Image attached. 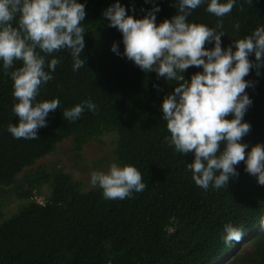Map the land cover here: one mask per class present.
<instances>
[{"label":"trees","instance_id":"obj_1","mask_svg":"<svg viewBox=\"0 0 264 264\" xmlns=\"http://www.w3.org/2000/svg\"><path fill=\"white\" fill-rule=\"evenodd\" d=\"M78 2L85 4L86 11L81 57H86V64L74 72L67 50L53 54L61 62L37 99H59L60 106L49 113L38 139H15L7 131L18 117L12 112L16 103L13 81L0 70V264H264V186L244 171L242 161L236 166L239 175L224 188L205 191L196 186L186 170L191 154L177 153L164 142L170 134L160 105L174 91L175 82L157 79L156 73H145L110 50L114 42L121 53L124 48L121 33L108 27L102 17L116 0ZM120 3L126 9L134 5L135 12H127L134 19L143 18L142 8L151 10L153 6L144 0ZM157 3L161 9L157 24L176 14L174 0ZM206 8L207 0L192 11L188 22L215 28L222 20V47L264 25V0H238L222 18ZM21 66V61H15L9 72ZM197 71L202 69L189 67L185 78ZM260 73L257 76L251 69L244 78L253 82L245 89L253 101L243 118L251 125L241 141L249 145L246 152L264 144V67ZM157 84L159 91L153 87ZM85 100L97 105L95 113L85 109L74 122L63 118L65 109ZM111 133L117 136L113 161L135 166L146 184L130 198L106 200L99 188L84 192L83 183L76 182L64 168L39 167L19 178L67 140H73L80 160L86 145ZM46 186L50 194L44 203H38L34 197L42 195ZM13 197L28 202L6 218L3 207ZM227 223L242 224L246 233L230 248L221 240ZM248 243L253 252L237 255ZM229 256L232 261L222 263Z\"/></svg>","mask_w":264,"mask_h":264},{"label":"clouds","instance_id":"obj_2","mask_svg":"<svg viewBox=\"0 0 264 264\" xmlns=\"http://www.w3.org/2000/svg\"><path fill=\"white\" fill-rule=\"evenodd\" d=\"M205 2L174 0L176 14L157 24L156 14L161 11L157 0H144L153 6L151 10L141 9L145 12L141 19L127 14L135 12L134 5L126 9L116 0L102 12V17L108 27L121 33L124 48L121 53L114 42L110 50L145 73H156L157 79L175 82L174 91L166 94L160 105L170 134L164 142L177 153L191 154L193 159L186 164V170L191 172L196 186L205 191L209 187L224 188L239 175L236 166L241 161L244 171L264 186V144L258 143L246 152L249 145L241 142L251 128L243 118L253 103L245 91L253 82L244 78L251 69L259 76L264 67V25L222 47V20L215 28L188 22L192 11ZM237 3L238 0H207L206 11L222 18ZM85 16V4L78 0H0V70L13 81L16 103L12 112L18 117L16 124L7 126L13 138L38 139L39 129L47 126L49 113L60 106L59 99H37L41 87L53 80L52 73L61 62L53 54L67 50L74 72L85 66L86 57L81 58ZM234 27L239 30L240 25ZM206 44L212 47L206 48ZM49 56L53 58L47 60ZM253 56L254 60L249 59ZM15 61H21L22 66L9 72ZM191 66L202 71L186 79L185 71ZM153 87L159 91L158 84ZM85 109L95 113L97 105L85 100L65 109L62 115L74 122ZM229 115L232 118L226 119ZM90 184L101 189L106 200L130 198L146 187L135 166L121 165L116 160L107 172L92 171ZM245 234L242 224L227 223L221 240L230 248Z\"/></svg>","mask_w":264,"mask_h":264},{"label":"rangeland","instance_id":"obj_3","mask_svg":"<svg viewBox=\"0 0 264 264\" xmlns=\"http://www.w3.org/2000/svg\"><path fill=\"white\" fill-rule=\"evenodd\" d=\"M116 143V134H106L86 145L81 153V159L78 160L73 150V140H67L58 145L54 154L38 162L33 169L24 171L19 178L24 179L25 175L31 171H37L39 167H47L49 169L64 168L65 172L71 174L76 182L83 183L84 192H89L98 188L90 184L91 172L95 170L107 172L109 165L113 162V152L116 148ZM49 194L50 189L46 186L42 189V195L35 196L34 200L38 203H44ZM27 202L19 201L16 197L10 198L9 202L3 207L6 218H10L17 213L20 206ZM252 252L253 247L248 243L238 249L236 254L249 256ZM232 259L233 257L229 256L222 263L230 262Z\"/></svg>","mask_w":264,"mask_h":264}]
</instances>
